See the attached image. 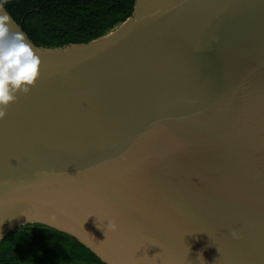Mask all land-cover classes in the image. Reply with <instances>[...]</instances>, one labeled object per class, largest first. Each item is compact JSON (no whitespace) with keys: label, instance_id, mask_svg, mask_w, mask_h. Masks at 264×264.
I'll return each instance as SVG.
<instances>
[{"label":"water","instance_id":"obj_1","mask_svg":"<svg viewBox=\"0 0 264 264\" xmlns=\"http://www.w3.org/2000/svg\"><path fill=\"white\" fill-rule=\"evenodd\" d=\"M5 15L40 63L0 119V240L39 224L105 264H264V0H135L50 48Z\"/></svg>","mask_w":264,"mask_h":264},{"label":"trees","instance_id":"obj_2","mask_svg":"<svg viewBox=\"0 0 264 264\" xmlns=\"http://www.w3.org/2000/svg\"><path fill=\"white\" fill-rule=\"evenodd\" d=\"M34 45L86 44L132 15L135 0H0ZM0 264H105L73 237L39 224L0 240Z\"/></svg>","mask_w":264,"mask_h":264},{"label":"clouds","instance_id":"obj_3","mask_svg":"<svg viewBox=\"0 0 264 264\" xmlns=\"http://www.w3.org/2000/svg\"><path fill=\"white\" fill-rule=\"evenodd\" d=\"M8 16H0V119L6 108L17 99V93H28L37 77L40 63L31 47L24 42L22 33L10 34ZM109 229L116 230L113 219L107 220ZM236 236V232L231 233Z\"/></svg>","mask_w":264,"mask_h":264}]
</instances>
